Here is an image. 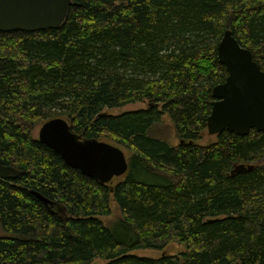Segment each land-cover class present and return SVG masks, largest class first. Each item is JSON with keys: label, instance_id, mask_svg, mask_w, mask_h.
I'll return each mask as SVG.
<instances>
[{"label": "trees", "instance_id": "16d2710c", "mask_svg": "<svg viewBox=\"0 0 264 264\" xmlns=\"http://www.w3.org/2000/svg\"><path fill=\"white\" fill-rule=\"evenodd\" d=\"M73 1L58 27L0 30V161L18 169L0 176V264H264V164L230 172L264 154V131L198 142L226 28L264 69V0ZM164 114L176 143L149 134ZM53 116L127 148L128 171L102 182L68 164L32 133ZM173 241L182 256L135 251Z\"/></svg>", "mask_w": 264, "mask_h": 264}, {"label": "water", "instance_id": "95a60500", "mask_svg": "<svg viewBox=\"0 0 264 264\" xmlns=\"http://www.w3.org/2000/svg\"><path fill=\"white\" fill-rule=\"evenodd\" d=\"M73 0H0V30H38L55 28L66 20ZM220 62L228 74L223 82L212 87L215 97L207 117L210 133L224 129L239 134L251 127L264 130V69L249 47L242 45L230 28H226L217 45ZM38 138L52 147L71 166L77 167L102 182H112L125 174L129 159L125 149L117 143L88 137L73 130L61 116L48 118L39 126ZM253 168L240 163L232 174ZM18 169L0 161V176L16 174ZM36 195L51 205L60 204L42 192Z\"/></svg>", "mask_w": 264, "mask_h": 264}, {"label": "rangeland", "instance_id": "374dc122", "mask_svg": "<svg viewBox=\"0 0 264 264\" xmlns=\"http://www.w3.org/2000/svg\"><path fill=\"white\" fill-rule=\"evenodd\" d=\"M147 103H148L147 100L129 102V103H126V104L121 105V106L110 107V108H108V110L111 112H121V111L132 110V109H136V108L145 106ZM39 126H40V124H36L34 126V128L32 129V133L35 137H38ZM149 134L153 135V136H157V137L162 138V139H167L171 143H176L177 141H179V138L176 134V130H175V127L173 125V122L167 114L163 115V119L159 123L153 124V126L149 130ZM214 138H215V135L210 134L206 130L205 133L203 134V136L201 138H199L198 141L206 143L208 141L213 140ZM124 149H125L127 155L129 156L130 151L125 147H124ZM119 216H120L119 207L112 200L111 213L108 215L102 216V218H103L105 223L111 225L112 223H114L119 218ZM0 232H2V231L0 230ZM184 249H185L184 243L173 241V242H170L166 247H164L163 249H160V250L154 249V248H142V249H136L135 251L137 254H140V255H159V254H161V252L179 253L180 254V252ZM180 256H182V255L180 254ZM104 262H105V260L103 258L98 257L93 261V264H104ZM182 264H184V263H182Z\"/></svg>", "mask_w": 264, "mask_h": 264}, {"label": "flooded vegetation", "instance_id": "af4514ba", "mask_svg": "<svg viewBox=\"0 0 264 264\" xmlns=\"http://www.w3.org/2000/svg\"><path fill=\"white\" fill-rule=\"evenodd\" d=\"M263 69V68H262ZM224 81V80H223ZM221 82V81H220ZM207 131H208V129H206ZM259 131H264V130H259ZM209 132V131H208ZM210 133V132H209ZM218 133L219 132H216V133H210V134H213V135H215V138L213 139V140H211V141H208V142H206V143H209V142H213L214 140H216V138L218 137ZM199 140V139H198ZM182 141H184V139L182 138ZM199 142V141H198ZM240 163H251V164H253V168L255 167V166H257V165H259V164H264V154L263 155H261V156H259V157H256V158H251V159H240V160H233V162H232V169L233 168H235L238 164H240ZM252 169V168H251ZM249 170V169H248ZM232 171V170H231ZM230 171V172H231ZM243 171H245V170H243ZM238 172H240V171H237V172H235V173H238ZM235 173H233V174H235ZM232 174V172H231V175H233Z\"/></svg>", "mask_w": 264, "mask_h": 264}, {"label": "bare ground", "instance_id": "6f19581e", "mask_svg": "<svg viewBox=\"0 0 264 264\" xmlns=\"http://www.w3.org/2000/svg\"><path fill=\"white\" fill-rule=\"evenodd\" d=\"M215 98V97H214ZM42 125V124H41ZM208 126V125H207ZM251 128H253V127H251ZM250 128V129H251ZM254 128H256V127H254ZM257 129V128H256ZM258 130V129H257ZM90 176V175H89ZM92 177V176H91ZM99 180V179H98ZM33 193H35L36 194V192H33ZM40 198V197H39ZM43 200V199H42ZM47 204V206H49V207H52L51 205H49L48 203H46ZM185 264V263H184Z\"/></svg>", "mask_w": 264, "mask_h": 264}]
</instances>
